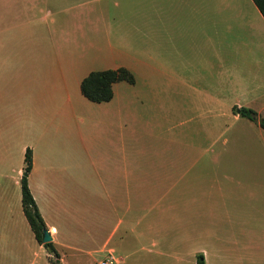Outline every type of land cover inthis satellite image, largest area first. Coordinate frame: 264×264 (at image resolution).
<instances>
[{
    "label": "rangeland",
    "instance_id": "374dc122",
    "mask_svg": "<svg viewBox=\"0 0 264 264\" xmlns=\"http://www.w3.org/2000/svg\"><path fill=\"white\" fill-rule=\"evenodd\" d=\"M234 1L239 5L229 27L234 36L224 39L222 34L215 39L199 38L195 32L200 29L190 23L168 22L177 13L175 0H49L41 3L40 14L50 12L47 16L56 22L55 89L59 97L55 124L34 128L32 133L27 131L28 136L23 134V127L22 134L24 142L29 141L28 147L35 153L34 186L36 193H41L43 213L58 227L67 246H56L61 264H101L111 255L116 258L112 264H198L201 253L205 264H264V198L258 200L256 193H248L237 204L232 197V221L225 231L215 225L211 230L204 226L206 229L193 231L188 220L190 213H184L183 225L177 226L175 217V193H181L179 187L183 185L182 193H192L193 185L190 181H177V160L182 159V154L185 160H190L188 147L191 144L200 142L201 147L210 148V141L202 132L199 119L187 118V123L181 124L174 81L180 77L218 81L227 69L228 61L224 57L231 55V63L240 65L241 59L234 57H239L241 51L242 57L254 53L264 56V50L257 46V41L264 42V36L255 38L248 34L252 26L257 25L259 29L252 8L244 0ZM227 23H219L221 32H229ZM178 32H189L191 37H181ZM192 57L198 60L189 62ZM192 64L195 69H191ZM122 66L136 77L134 84L116 83L114 100L120 109L121 124L126 121L121 133H126L127 127L135 131V181L130 193L137 194L132 201L135 211L145 210L142 213L147 214L145 222L154 228L147 231L143 239L127 233L126 240L130 238V243H114L110 247H114L115 252L110 253L109 248L101 249L95 231L85 223L93 221L96 199L93 196L90 204L80 198V193H75L79 192L82 180L95 186V170L85 162L87 152L82 138L88 104L94 103L82 94L80 82L91 71ZM238 111L234 108L233 113ZM262 112L260 117L264 118ZM256 117L239 122L232 119V127L253 129V137L248 140L264 144V129L258 124L260 117ZM194 127L197 128L192 130ZM233 136L234 133L227 134V137ZM9 151L14 166L21 164L25 153L19 136ZM262 153L258 154L256 162H252L254 157L248 156L247 168L255 166L264 175ZM232 157L236 158L234 152ZM185 168L190 167L185 165ZM53 172L71 189V193H54V200L51 193L48 196L46 182ZM2 184L7 191L0 193V264H55V255L34 241V233L23 213L20 187L14 180ZM93 193H96L95 188ZM121 193H124L122 187ZM140 193H145V197L141 198ZM57 199L71 204L72 229L65 226L69 213L52 204ZM188 200L190 198L185 201ZM218 208L216 211L223 214L224 210ZM122 213L121 210V216Z\"/></svg>",
    "mask_w": 264,
    "mask_h": 264
},
{
    "label": "crops",
    "instance_id": "0c3cea01",
    "mask_svg": "<svg viewBox=\"0 0 264 264\" xmlns=\"http://www.w3.org/2000/svg\"><path fill=\"white\" fill-rule=\"evenodd\" d=\"M47 1L49 0H0V193L7 191L3 182L14 180L21 189V203L26 152L31 149L28 147L30 142L26 140L24 142L23 134L28 136L27 131L32 133L34 128L40 129L42 126L55 124L56 100L59 97L55 89L56 22L54 18L50 20L47 16L50 12L40 14L41 3ZM244 1L252 8L253 17L259 22V29L257 25L254 26L255 28L252 26L248 34L251 35L250 37L262 38L264 16L253 0ZM174 4L177 13L170 17L171 21L168 22L190 23L200 29L195 32L196 37L215 39L222 34L224 39L234 36L229 28L232 26L230 24L233 20L232 16L238 12L239 5H235L234 0H175ZM222 21L228 22L226 29L229 32H221L219 23ZM177 34L181 37H191L189 32ZM257 46L264 50L262 40L257 41ZM242 52L239 57H234L241 59L240 65L231 63V55L224 57L228 61L227 69L223 72L224 77L218 81H201L189 77H180L174 81L177 92L176 109L181 111V116L179 115L181 124H186L187 118L199 119L202 132L210 141V148L201 147L200 142L191 144V147H188L190 160H185L183 154L182 159L177 160V181L193 183L192 193H182L185 185L179 187L181 193H175L177 226L183 225L184 213H190L188 220L193 231L200 230L201 227L206 229L204 226L211 230L212 225L225 231L232 221L230 211V205L233 204L232 197L236 204L242 197H247L248 193H256L258 200L264 198L262 171L260 173L255 166L249 170L247 168L248 156L250 159L254 157L252 162H256L258 154L264 151V144L248 140L252 136L253 129L246 126L235 128L231 123L232 119L236 122L250 120L241 116L239 111L233 113L236 107L251 108L258 113V118L264 111V56L259 57L254 53L242 57ZM192 60L198 59L192 57L189 62H193ZM191 66V69L196 68L193 64ZM116 83L113 84V98L109 101L94 102L82 93L94 103V105L88 104L82 138L87 152L85 162L95 170V186L82 180L79 183V192H75L80 193V198L88 200L90 204L93 196L96 199L93 221L90 223L85 221V223L95 231L101 249L109 248L110 253L115 252V248L110 247L114 243L117 245L130 243V238L126 240L127 233L131 232L133 238L143 239L147 231L154 228L149 222H145L147 214L142 213L146 211L136 212L133 206L132 201L137 194L130 191L133 192L135 181L133 156L136 138L135 131L130 130V127L124 129L126 133H121V126L126 121L121 124L120 109L114 103ZM215 87L218 89L215 90ZM231 133H234V136L227 137V134ZM18 136L25 154L22 155L21 164L14 166L15 162L12 161L9 150L14 148ZM233 152L236 155L235 159L232 157ZM185 165H189L191 169L185 168ZM181 170L184 172L181 173ZM34 172L35 153L32 151V168L28 175L29 187L47 229L53 236L55 247H67L58 227L50 223L43 213L40 204L41 193H36L34 186ZM54 173H50V179L46 180L49 185L48 196L51 193L53 200L54 193H71L67 183H61ZM87 178L92 179V177ZM232 182L234 185H230ZM249 182H252L251 185H248ZM130 183H132L131 189ZM121 187L124 193H121ZM94 188L96 193H93ZM144 194L140 193L139 196L145 197ZM187 198H190L188 202L185 201ZM52 204L56 207L61 206L69 213V221L66 220L65 226L72 229L71 204L64 199H57ZM218 207L224 210L223 214L216 211ZM137 216L139 218H136ZM30 229L32 230L31 226ZM121 229L122 233H120ZM33 238L40 248L45 249V246L37 240L35 233ZM115 259L111 255L106 260L113 263Z\"/></svg>",
    "mask_w": 264,
    "mask_h": 264
},
{
    "label": "trees",
    "instance_id": "16d2710c",
    "mask_svg": "<svg viewBox=\"0 0 264 264\" xmlns=\"http://www.w3.org/2000/svg\"><path fill=\"white\" fill-rule=\"evenodd\" d=\"M261 13L264 16V0H253ZM119 81H127L130 84L136 82V77L134 73L127 67H119L117 69H105V70H95L89 73L81 83L82 93L91 101L94 102H104L109 101L113 98V84ZM241 116L247 117L250 120H255L254 117L257 116V112L248 107L238 108ZM258 123L264 129V118L260 117ZM26 166L25 174L22 178V204L25 216L35 233L37 240L45 246V248L54 254L56 260L55 264H61L60 254L57 251L53 241L48 243H43V233L47 228L45 220L41 215L39 207L35 201V198L31 192L28 183V175L32 168V151L28 149L26 152ZM198 264H205V256L201 253L198 255Z\"/></svg>",
    "mask_w": 264,
    "mask_h": 264
},
{
    "label": "water",
    "instance_id": "95a60500",
    "mask_svg": "<svg viewBox=\"0 0 264 264\" xmlns=\"http://www.w3.org/2000/svg\"><path fill=\"white\" fill-rule=\"evenodd\" d=\"M256 119H257V117H256ZM52 241H53V236L51 235V233L46 228L44 230V233H43V243H48V242H52Z\"/></svg>",
    "mask_w": 264,
    "mask_h": 264
},
{
    "label": "built area",
    "instance_id": "2783aa9c",
    "mask_svg": "<svg viewBox=\"0 0 264 264\" xmlns=\"http://www.w3.org/2000/svg\"><path fill=\"white\" fill-rule=\"evenodd\" d=\"M101 264H112V261H102Z\"/></svg>",
    "mask_w": 264,
    "mask_h": 264
}]
</instances>
